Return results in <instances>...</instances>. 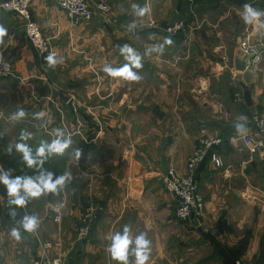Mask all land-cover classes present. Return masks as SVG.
<instances>
[{"label":"crops","instance_id":"crops-1","mask_svg":"<svg viewBox=\"0 0 264 264\" xmlns=\"http://www.w3.org/2000/svg\"><path fill=\"white\" fill-rule=\"evenodd\" d=\"M3 1L0 24L8 31L0 44L14 64V73L0 81V101L15 99L4 121L15 128L33 125L26 117L37 112H83L81 106L65 108L63 102L53 100L61 91L51 86L54 76L64 70L85 77L65 96L78 94L77 89L93 95L94 111L111 113L116 126L110 129H116L117 135L125 130L126 137L115 141L117 147L124 145V152L107 158L98 151L100 156L91 162L94 168L60 191L61 201L66 202L61 222L50 211L52 202L29 201L27 214L37 215L40 226L34 233L21 228L20 241L8 231L1 234L0 264H32L45 255L60 256L64 264H116L106 251L110 243L106 237L122 231L125 224L134 234L147 233L152 242L148 264H236L238 260L264 264V149L250 150L253 140L264 138L252 119L256 110L264 115V60L248 66L239 49L231 53L222 42L213 45L210 34L204 36L189 22L187 30L172 36L165 29L170 22L156 25L157 12L145 14L142 27L130 30L127 23L137 17L131 13L132 0H105L109 17L89 22L72 19L55 0H33V20L52 39V53L63 57L49 67L46 56H40L26 36L24 18L5 10ZM137 1L141 7L154 2ZM178 13L187 16L186 4ZM166 37L173 43L165 45L162 54H144ZM124 44L143 57V68L134 69L143 77L139 82L111 78L102 71L106 63L113 67L126 63L117 47ZM20 108L27 116L11 119ZM122 114L128 121H119ZM241 116L247 120L239 121ZM238 121L245 125V134L236 131ZM203 130L223 137L216 151L224 166L216 168L208 159L200 167L197 179L206 208L186 229L176 216V198L165 190L162 177L172 167L187 172L186 163ZM98 143L105 145L104 139ZM50 157L51 166L60 160ZM91 205L97 207L92 233L82 237L80 225Z\"/></svg>","mask_w":264,"mask_h":264},{"label":"rangeland","instance_id":"rangeland-1","mask_svg":"<svg viewBox=\"0 0 264 264\" xmlns=\"http://www.w3.org/2000/svg\"><path fill=\"white\" fill-rule=\"evenodd\" d=\"M134 2L135 4H138L137 0H132V4ZM245 3L251 4L258 10H264V0H193L192 2H190V0H165L164 2L161 0V3L154 0L153 5H150V2H144L143 6H147L150 9L147 13L149 16L153 12H157V16L158 14L160 15L158 17L159 23L157 22L156 25L160 24L163 26L165 23L162 20H167V23L180 21L185 25L184 29L187 30V25L190 23V25H195L198 30H201L200 32L204 36L205 33L210 34L212 37L209 35V39L211 40L213 38V45H219L222 42L231 53L235 49H239L240 51L241 40L247 36L248 33H253V44L261 46L262 57L264 60V36L262 37L256 31L254 25L245 24L241 19L240 14L243 11V5ZM185 4L189 13L187 16L185 15L184 17H179V8L182 10ZM131 13H133L132 7ZM135 18L136 19L133 21L127 23L130 30L133 23H135L137 27H142V25L146 22L143 17ZM151 24L154 25V21H152ZM165 26L163 27L166 29L168 25ZM77 75L78 72H76L75 75H71L70 72H64V70L60 71V73L54 76V81L51 86L61 90L59 94H57L58 97L55 95L56 97L53 99L54 101L56 99L57 104L63 102L65 108L67 106H71L72 104L81 106L83 112L80 114H78L77 110L75 111L74 109L69 113H65L63 110L62 113L57 110H53L52 113L50 112V114L48 113L44 115V121V117L42 119H35L34 113L26 117L27 120L31 117L28 121H32L34 123L33 125H29V123H27L24 124V126L22 124L20 127L14 128L15 125L12 122L4 121V117L6 116V118H8L11 110L9 108L15 105V99L8 102L3 100L0 101V169L11 170V175L13 177L37 174L35 169H30L25 165L22 160V155L15 150V144L27 143L35 154L36 149L40 146L42 141L51 142L54 138L52 135L53 130L56 128L64 129L66 134L70 133L73 143L70 148L66 150L64 155H51L52 157H50V159L58 160V158H60L58 162H55L54 166H51L47 160L45 161L43 167L53 172L56 176L63 174L65 171L71 172V182H74V180L77 182L80 176L84 175V171L94 168V164L91 162L95 157L100 156L97 154L98 151H102V154L104 155L107 154V158L111 155H120L124 152V145L117 147L115 145V141L117 138L123 137L124 139L126 137L125 130H120V132H122L120 135L116 134V129H113L112 132V129H110L109 126H116L115 119L111 117V113H98L94 111L93 104L95 101L93 95L88 96L83 94L84 90L77 89L79 92L78 94L72 90L73 92L70 95L65 96L68 89L71 90L76 87L78 88L79 81L85 78L84 76L80 78ZM80 75H82V72ZM86 76H88V73H86ZM86 86L90 87L89 84ZM64 89L66 90L64 91ZM98 100L102 99L98 98ZM127 119L128 117L126 118V115L122 114L119 121H128ZM78 120L80 123H77ZM116 120H118V117ZM21 130L31 132L33 134L32 138L27 141H21L19 139ZM111 132L113 133L112 135H110ZM100 139H104V146H102V143H98ZM10 145L12 146V152L9 154L8 148ZM76 149H79L81 152L79 160L75 158ZM89 158H91V160H89ZM104 166L106 167L107 163L102 167ZM121 167H124L123 163ZM163 186L165 190L169 192L164 182ZM7 201L8 196L6 188L2 183H0V236L5 233V231L10 232L11 229L16 226L15 221H13V219L9 216L10 206ZM34 201H41L42 204L44 201H50L52 202L50 206H52L61 202V195L60 193L58 195L49 193L38 199H34ZM16 211V221L21 220L25 213L30 214L28 204L25 208H17ZM50 211L52 213L51 209ZM192 220L193 219H190L189 221H180L182 222L183 228L185 227L188 229ZM9 223H11V226H8ZM184 233L185 231H183V234ZM202 259L203 258H201V260Z\"/></svg>","mask_w":264,"mask_h":264},{"label":"clouds","instance_id":"clouds-1","mask_svg":"<svg viewBox=\"0 0 264 264\" xmlns=\"http://www.w3.org/2000/svg\"><path fill=\"white\" fill-rule=\"evenodd\" d=\"M133 13L137 17H143L150 9L147 6L141 7L137 4L131 5ZM241 19L245 24L254 25L256 31L264 36V10H258L251 4L245 3L243 11L240 14ZM135 23L131 26L135 28ZM7 28L0 24V43H3V37L7 35ZM173 43L170 37L164 39L163 44L151 45L145 50V55L152 53L162 54L165 45ZM120 55L124 57L126 63L120 67H113L111 64H105L102 71L111 78H120L128 82H139L143 77L134 69H142V55L128 44L117 46ZM49 67H55L63 61V57H57L56 53H50L45 57ZM0 64H3L5 69L7 64L4 62L3 56L0 55ZM27 116L23 108L18 109L11 119L20 121ZM44 113H35V119H42ZM247 117H239V121H245ZM235 124L236 131L240 134H245L247 129L243 123ZM32 133L26 130H21L19 139L27 141L32 138ZM54 138L51 142L42 141L36 149L35 154L32 148L27 143H16L15 150L22 155V160L30 169H35L37 174L15 176L11 175V170L0 169V183H2L7 191L8 205L10 206L9 216L15 221L18 227H13L10 231V236L16 241H20L22 228L27 233H34L40 226V219L35 214L25 213L21 220L16 221L17 208H25L31 199H38L46 194L58 195L65 185L72 180L71 172L65 171L63 174L56 176L53 172L43 167L47 158L53 154L64 155L66 150L72 145V137L70 133L64 129L56 128L53 130ZM9 154L12 152V146L8 148ZM81 152L75 150V158L80 159ZM15 206V207H13ZM110 243L107 245L106 251L111 259L116 264H148L152 251L151 240L146 232L134 234L131 225L125 224L122 231H115L106 237ZM130 257H134L131 260Z\"/></svg>","mask_w":264,"mask_h":264},{"label":"built area","instance_id":"built-area-1","mask_svg":"<svg viewBox=\"0 0 264 264\" xmlns=\"http://www.w3.org/2000/svg\"><path fill=\"white\" fill-rule=\"evenodd\" d=\"M55 1L69 17L77 22H89L97 17H103L105 19L109 17L110 8L105 0ZM192 1L190 0V2ZM32 2L33 0H4L2 7L24 18L26 36L32 44V47L40 56H47L53 51L52 39L47 37L41 25L33 20L31 14ZM184 27L185 25L182 22L174 21L168 25L166 31L173 36H178L184 30ZM252 40L253 33H248L240 43V51L247 59L248 66H256L263 61L261 46L254 45ZM0 55L3 56L4 62L7 64L6 69L3 64H0V81H2L13 75L14 64L5 57V49L1 44ZM237 98H240L239 94ZM252 119L258 131L264 134V115L256 110ZM223 141V137L211 136L203 130L198 145L187 162V172L183 174L178 169L172 167L163 176V182L167 190L176 198V215L181 221H189L194 217L203 215L206 208V201L201 191L197 174L202 164L208 159H210L216 168L224 166V159L216 151V147L223 143ZM260 149H264V138L257 141L253 140V146L250 150L257 152ZM65 208L66 202L64 201L51 206L55 221H62ZM96 213L97 207L95 205L87 208L80 228V235L82 237L90 236ZM32 264H64V261L60 256L50 257L45 255L34 260ZM236 264L248 263L238 260Z\"/></svg>","mask_w":264,"mask_h":264},{"label":"water","instance_id":"water-1","mask_svg":"<svg viewBox=\"0 0 264 264\" xmlns=\"http://www.w3.org/2000/svg\"><path fill=\"white\" fill-rule=\"evenodd\" d=\"M239 68L242 70L245 68V66L242 64Z\"/></svg>","mask_w":264,"mask_h":264},{"label":"trees","instance_id":"trees-1","mask_svg":"<svg viewBox=\"0 0 264 264\" xmlns=\"http://www.w3.org/2000/svg\"><path fill=\"white\" fill-rule=\"evenodd\" d=\"M194 1H196V0H194Z\"/></svg>","mask_w":264,"mask_h":264}]
</instances>
